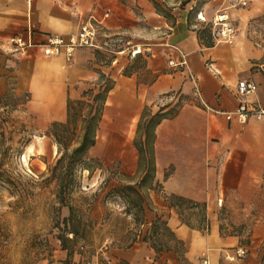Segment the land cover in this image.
I'll return each instance as SVG.
<instances>
[{"label": "crops", "instance_id": "0c3cea01", "mask_svg": "<svg viewBox=\"0 0 264 264\" xmlns=\"http://www.w3.org/2000/svg\"><path fill=\"white\" fill-rule=\"evenodd\" d=\"M241 1L192 0L180 9L163 5L166 13L158 0H0V100L11 88L17 97L29 94L26 111L38 125L66 123L68 100L108 80L113 88L100 128L111 138L122 139L127 125L135 133L145 109L156 114L160 103L179 104L178 115L155 131L162 193L153 205L145 203L142 238L112 248L115 264H264V121L241 124L225 116L243 103L264 109V0H243L246 6ZM200 13L205 22L198 20ZM219 13L237 31L232 44L213 34ZM92 16L102 23L100 49L78 50L71 62L40 49L10 53L17 35L32 33L37 43L49 35L69 37ZM141 60L142 69L134 64ZM191 77L202 101L193 96ZM240 81L254 83L256 93L241 97ZM138 155L136 149L125 152L129 167H138ZM170 166L174 174L162 181ZM172 195L199 206L170 207L166 198ZM156 222L182 242L181 252L175 240L164 239V227L156 233L164 248H154ZM53 248L52 260L36 264H105L73 256L68 261L59 240ZM238 250L246 256L227 259Z\"/></svg>", "mask_w": 264, "mask_h": 264}, {"label": "rangeland", "instance_id": "374dc122", "mask_svg": "<svg viewBox=\"0 0 264 264\" xmlns=\"http://www.w3.org/2000/svg\"><path fill=\"white\" fill-rule=\"evenodd\" d=\"M191 1L158 0L156 3L161 10L163 5L171 10L183 8ZM134 64L144 68L143 60ZM108 81L103 88L109 85ZM12 89L0 100V264L52 260L53 245L64 227L63 220L70 216V207L81 220V234L72 247L73 258H80L82 262H92L95 258L104 263L101 248L106 241H112V248H124L138 236L142 238V221H136V210L128 205L119 189L134 187L149 206L153 205L156 195L162 193V184L156 182L155 171V180L140 188V182L150 172L148 156L142 161L138 155L137 168L127 164L125 152L130 154L136 149L137 131L131 134V127L127 125L122 139H114L111 138L113 133L104 134L102 128L99 129L97 144L90 150L88 161L74 167L73 186L66 196V206L60 203L58 196L62 168L55 171L64 148L51 135L52 124L38 125L27 113L25 106L30 95L17 97ZM89 89L95 93L100 90L97 86ZM87 92L83 91L75 101H87L84 96ZM169 106H172L169 110H174L173 119L180 111L178 103L158 105L161 110ZM87 111L85 108L83 115ZM144 114L145 122L155 115L151 107L145 109ZM82 135L79 124L71 135L70 151L77 147ZM138 141H144V137ZM127 158L130 160L129 156ZM173 174V166L166 168L162 181ZM162 196L165 199L166 195ZM186 206L187 210L192 207ZM161 233L164 239L170 240L164 230Z\"/></svg>", "mask_w": 264, "mask_h": 264}, {"label": "trees", "instance_id": "16d2710c", "mask_svg": "<svg viewBox=\"0 0 264 264\" xmlns=\"http://www.w3.org/2000/svg\"><path fill=\"white\" fill-rule=\"evenodd\" d=\"M109 85L104 88L101 86L99 92L95 93L93 90L85 93L87 101H71L68 100L67 103V121L66 123L54 122L52 123L51 135L55 138L57 144L64 148V153L57 161L55 171L61 169L60 175V185H59V198L60 203L66 205V196L68 195L74 181V167L78 164H83L88 161V154L92 148L97 144V134L100 129L102 122L103 112L106 105L107 97L113 88L112 82L108 81ZM87 108L88 111L86 115H83L84 109ZM160 110L155 115L149 117V120L145 122L146 115H142V118L138 124L137 139L134 143L137 151L140 154V159H144L148 156L149 162V173L140 182V188L143 189L144 186L150 181L155 180V155H154V144L156 139V128L167 119H171V115L174 110H169L167 112ZM81 124L83 135L81 141L73 150L70 151V141L71 135L75 132L76 127ZM143 132V134H142ZM144 137V141L139 142V138ZM146 160V159H145ZM143 162L140 163L142 166ZM119 191L123 194V197L127 201L131 208L135 209L137 212L136 221H141L142 216L145 211V202L139 190L132 186H125ZM170 204V207L177 208L182 206L184 203L191 204V206L198 207L199 204L187 201L184 198L178 196H170L166 198ZM67 206V205H66ZM64 227L60 229L57 239L61 242L62 249L68 252V261L73 256L72 244L76 243V240L81 234V220L78 219L73 207H70V216L63 220ZM166 224L157 222L154 224V236L155 241H153L154 248L161 250L164 248L159 237H157V229L164 227V230L171 240H175L176 246L175 250L181 252L183 249L182 242L178 241L174 234L165 227ZM72 236V238H70ZM145 242L149 239L144 237ZM169 248V247H167Z\"/></svg>", "mask_w": 264, "mask_h": 264}, {"label": "built area", "instance_id": "2783aa9c", "mask_svg": "<svg viewBox=\"0 0 264 264\" xmlns=\"http://www.w3.org/2000/svg\"><path fill=\"white\" fill-rule=\"evenodd\" d=\"M242 6H246L245 1H241ZM198 20L205 22V18L202 13L197 15ZM101 22H99L94 16L85 22L80 30L70 35L69 37L53 36L49 35L42 43L35 42L33 34L17 35L10 41V53L18 55H26L29 50L40 49L42 53L49 57H57L63 55L68 62L74 59V56L78 50L81 49H100L101 45L98 42L99 31L101 28ZM213 34L221 41L232 44L235 40L237 31L230 24L229 18L225 13H219L212 21ZM138 51V50H137ZM136 55V51L132 53ZM182 64H185L183 62ZM171 66H177L173 62H170ZM194 83L193 96L196 100L202 101L199 86L197 85L195 78L191 77ZM256 85L249 81H240L238 83V93L243 98H250L256 93ZM203 103V102H202ZM205 109L217 113L207 107ZM226 118L229 121L236 119L241 124H246L250 119L258 121H264V109L262 108H250L247 103L241 104L234 113H226ZM112 241H106L101 248L102 258L105 264H115L111 256ZM246 256V252L238 250L235 255L227 257V259L234 260L236 258H243Z\"/></svg>", "mask_w": 264, "mask_h": 264}, {"label": "bare ground", "instance_id": "6f19581e", "mask_svg": "<svg viewBox=\"0 0 264 264\" xmlns=\"http://www.w3.org/2000/svg\"><path fill=\"white\" fill-rule=\"evenodd\" d=\"M136 53L138 54V53H140V51H136Z\"/></svg>", "mask_w": 264, "mask_h": 264}]
</instances>
